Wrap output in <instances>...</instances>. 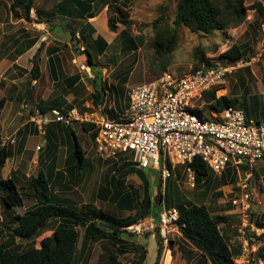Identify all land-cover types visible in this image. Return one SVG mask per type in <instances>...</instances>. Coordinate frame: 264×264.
<instances>
[{"label":"rangeland","instance_id":"374dc122","mask_svg":"<svg viewBox=\"0 0 264 264\" xmlns=\"http://www.w3.org/2000/svg\"><path fill=\"white\" fill-rule=\"evenodd\" d=\"M110 1L85 0L89 9L83 12L72 0H35L38 12L35 10V16L31 15L32 22H27L14 17L11 0H0V100H6L4 107L0 108V134L3 144L13 152L2 173L4 179L15 174L24 198V207L13 209H8L0 200V245L7 244L13 237L15 217L38 205L31 178L37 177L41 171L48 170L49 160L45 159V149L49 136L52 144L57 146V149L53 150L57 157L56 172L64 176L62 180L59 175L57 183L52 185V192L59 200H71L84 214L87 211L102 210L117 218L135 214L134 206L137 211L142 209V179L136 173L123 178L119 173L111 172L109 169L113 164L120 166L124 161L101 158L94 148L92 135L84 132L79 123L73 124L71 129L77 134L86 161L81 183L76 185L78 176L76 177V171L71 173L73 162L70 158L66 130H58L51 124L47 127L45 139L31 120L38 112L56 109L66 113L70 110L68 106L84 112L86 109L83 105L87 102L94 103L101 88L105 95L98 104L103 106L108 115L111 116L115 111L124 112L129 105V89L155 81L161 73L182 74L196 71L204 63L210 66L233 65L222 57L233 45L241 47L243 60L232 74L225 77L227 86L225 85L224 89L231 90L230 96H236L238 108L249 117L252 114H261L262 107L264 110V16L253 9L257 4H261L264 9V0H244V8L247 9L244 21L227 33L218 31L204 35L192 33L186 27L180 26L178 42L170 54L156 53L155 34L175 27L173 21L177 0H131L129 5H126L127 19L122 22L114 12L107 13V10L103 9ZM62 4L71 8L74 15H61L59 9ZM162 8H165L164 26L156 28L155 22L160 17ZM90 12L95 14V18L89 19ZM50 16L54 19L47 23ZM38 17L42 23L38 22ZM109 17L116 19V28L108 27ZM70 24L76 29V39L79 40L77 49L75 43L71 42V35L67 33L70 29L67 25ZM82 30L85 31L84 34ZM99 36L107 45L104 41H99V44L96 42ZM27 38H36L38 42L33 48L26 50ZM127 39L136 43V48L130 49L131 52H124ZM86 48L93 54L94 67L88 63ZM56 49L58 51L54 54ZM202 57L206 62L200 60ZM51 62L57 66L55 78L51 72V66L54 67ZM34 63L39 67V81H36L31 73ZM128 70L131 74L127 79ZM254 103H258L256 108ZM210 110L209 106L206 107V114ZM66 129L70 132L69 127ZM69 136L72 143H75L71 135ZM23 139L25 145L22 148L19 144ZM39 147H42L41 151H38ZM134 168L138 169L135 166ZM246 171L248 172L247 168H242L240 176L233 170L226 176L210 173L208 177L202 178L201 184H197L195 180L194 187L189 182L184 166L174 168L172 177L166 181L161 178V169H153L152 162L144 173L152 184L155 214L169 202L173 208L177 205H205L213 216H230L232 219L229 225L221 226V230L232 248L242 247V256L235 258L234 264H264L256 260V252L264 242L253 237V233L256 236L258 233H264V228L257 229V224L263 222L264 226V161L251 170L253 176L249 181L252 194L249 199L250 209L244 212L243 209L232 208L230 205L231 200L236 199L233 192L245 179ZM117 192L120 193L116 194ZM130 198H133L134 202ZM60 223L65 222H53L32 240L14 237L11 252L21 253L31 247L39 249L41 241L51 236ZM67 224L73 226L80 235L77 264L86 261L89 254V264H101L102 259L106 262L109 259L106 252L118 256L119 261L111 260L112 264L156 262V258L153 260L158 251L159 239L156 236L120 234L119 238L123 240V244L127 243L125 249H129L125 256L119 254V248H123V244L109 245L107 240L91 241L88 244L90 251L86 249L81 253L85 226ZM247 239L253 241L252 246ZM152 240L155 241V245L152 242L154 251L151 247ZM170 242L175 247L179 244L190 255L189 261L184 259V262L180 263L181 251L177 250L175 253ZM162 246L158 264H163L167 251L171 252L172 264H199L198 261L202 259L200 253L184 241L181 232L173 231L168 234V244L163 243Z\"/></svg>","mask_w":264,"mask_h":264},{"label":"trees","instance_id":"16d2710c","mask_svg":"<svg viewBox=\"0 0 264 264\" xmlns=\"http://www.w3.org/2000/svg\"><path fill=\"white\" fill-rule=\"evenodd\" d=\"M11 1V11L13 12L14 17L16 19H23L27 22H32L31 11L33 9L36 10L34 4L35 0ZM72 1L75 6L79 7L83 12H86V10L89 9L85 0ZM130 1L131 0H111L109 3L104 5L103 9L107 8V13L114 12L116 17L120 18V21L122 22L127 19L128 14L126 5H129ZM70 3L72 2L70 1ZM253 9H255L262 17L264 16V9L261 4H257ZM246 10L247 9L244 8V0H177V9L175 12V19L173 21V25L175 27L168 29V31H162L155 34L156 40L154 43V49L157 54L172 53L179 39L178 28L180 26L186 27L192 33H202L204 35H211L218 31L227 33L228 30L239 26L244 21L246 17ZM36 11L38 12V10ZM59 12L63 16H68L69 14L72 15L74 13L71 8H66L64 4L60 6ZM164 12L165 8H162L161 15L155 22L156 28H161V25L164 26ZM94 17L95 14L91 13L89 19ZM37 19L39 23H42V21L39 20V17ZM53 19V16H50L47 23L51 22ZM116 23L117 22L114 17L108 18V27L110 29L116 28ZM67 26L68 29L70 28L67 33L71 35V42L75 43L74 46L75 49H77L78 46L76 44H78L79 40L76 39V29L71 26V24ZM51 28H53V26H51ZM82 32L83 34L85 33L83 30ZM99 41H104V43H106L101 36H99L96 40L98 44ZM127 41L128 42H126L127 45L125 46L124 52L130 51L132 48H136V43L133 40L127 39ZM37 42L38 40L36 38H33L32 40L27 38L26 50L33 48ZM57 51L58 50L56 49L53 53L56 54L55 52ZM85 53L88 56L89 65L94 67L93 54L87 48ZM222 57L228 62L235 64L243 60V51L240 46L233 45L222 55ZM200 60L202 62H206L204 57ZM51 63L54 64V62ZM206 65L210 66L208 63ZM56 67L57 66L55 64L54 67L51 66V72L54 78L57 74ZM31 73L36 81L41 79L37 63H34ZM126 74L128 79L131 71L128 70ZM162 74L163 73H161V75ZM219 90H221V88L207 92L205 95V99L208 102H213L212 105L209 106L212 110L223 111L226 107L232 105L233 107H238V101L236 99L229 98L228 96H221L218 98L216 92ZM104 95L105 92L103 91V88H101L98 95L95 97V105H98ZM5 103L6 100L1 99L0 108H3ZM72 108L73 106H68V109L71 110ZM195 113L202 119H208L202 111L196 110ZM246 115L249 119V115L247 113ZM114 116L115 114H111V117ZM54 127H58L62 131L65 129L68 135L70 158L73 162V165L70 168L73 169L71 170L72 174L73 171L77 172L76 177H79L75 180V184L77 185L81 183L82 180L81 177L83 175L84 163L86 161L85 152L79 143L76 132L72 130L71 127H69L70 132L66 129L68 126L65 127V125L61 123L54 124ZM81 127L86 133H89L93 129L92 125L86 123L82 124ZM21 135L23 136L24 133H21ZM69 135H71L75 143H72ZM92 137L94 138V136ZM19 145L23 148L25 145V139H23ZM55 147V149H57V146ZM48 152L51 157L53 156V164L48 167V170L41 171L37 177L31 178V186L36 193L38 205L32 209L30 208V210L26 211L23 215L15 217L14 224L16 227L13 231V237L7 244L0 245V264H77L80 235L73 226H69L67 223L85 226L83 236L84 245L81 251V253H84L86 249H89L88 244L91 241L107 240L109 245H117L118 243L123 244V240L119 237L122 233L129 234L126 228L140 220L154 218L153 215H156L155 218H158L160 212L158 214L154 213L155 198L151 193V182L148 178H146L147 176H145L144 170L135 169L132 164L125 161L121 163L120 166H118L117 163L113 164L109 170L111 172L119 173V175H121L120 177L123 178L136 173L142 179L144 198L142 201L141 211H137L134 206L133 211L135 214H131L124 218H117L105 213L102 210L87 211V213L84 214L81 213L76 204L71 200H59V198L52 192V185L57 183L59 175L62 180L64 179V176H62L63 174L56 172L55 166L57 164V157L53 149H49ZM12 156V150L3 144L2 136L0 134V200L8 209L24 207V198L21 194L15 174L7 179L3 178V169L5 168L7 161L10 160ZM190 167L194 171L197 184L202 183V178H206L210 175V173H214L205 163L201 161V159H197ZM231 171L232 169H227L222 176L231 174ZM119 193L120 192H117L116 194ZM130 199L134 202L133 198ZM230 205L232 208L234 207L232 203ZM165 208L170 210L173 206H171L168 202L166 203ZM174 208H176L179 212L180 218L177 225L180 227V232L184 241L193 246L201 255L202 259L198 261L199 264H234V259L242 256V247L232 248L227 238L224 236L225 234L221 230V226L229 225L230 220L232 219L230 216H213L208 207L205 205H177ZM56 221H64L65 223H60L51 236L44 238L41 241V247L39 249L31 247L21 253L11 252L10 248L14 244V237L24 240H32L39 234V232L43 231ZM257 228L263 229V222L257 224ZM146 235L147 237L151 236L149 234ZM253 237L257 240L259 239L262 243L264 242V234L256 236V234L253 233ZM247 238L250 239L249 236H247ZM248 241L252 246L253 241ZM126 244L127 243L123 244L124 246L121 245L123 248H119L121 249L119 254L126 255L129 253V249H125V247H127ZM162 244V240L159 239L155 264H158L160 261L163 250ZM170 244L175 253H177V250L181 251V254L179 255L180 263H183L184 259L189 261L190 255L184 251L179 244L176 247L172 242H170ZM89 255H87L88 258H86V261L81 264H88L90 259ZM112 255L113 254H111V257ZM256 260L264 263V243L256 252ZM135 264H139V262H135ZM163 264H172V255L170 251L165 253Z\"/></svg>","mask_w":264,"mask_h":264},{"label":"built area","instance_id":"2783aa9c","mask_svg":"<svg viewBox=\"0 0 264 264\" xmlns=\"http://www.w3.org/2000/svg\"><path fill=\"white\" fill-rule=\"evenodd\" d=\"M31 15L35 16L34 9ZM238 64L241 62L231 66L204 63L196 71L163 73L155 81L129 90L128 108L114 113V117L102 105L89 102L84 112L75 108L67 114L58 110L38 112L31 120L43 137L50 123L92 125L89 134L94 136V148L101 158L122 160L144 171L152 162L154 170L161 169L164 180L172 177L176 166H184L193 187L195 175L190 166L197 159L220 175L232 169L240 176L241 169L247 168L245 179L233 192L236 199L231 200L234 207L247 212L251 207V170L264 161V121L248 119L233 105L223 111L210 108L208 114L205 112L212 105L205 99L206 93L220 88ZM196 110L208 119L200 118ZM179 218L176 208H162L158 218L140 220L126 230L140 236L151 234L168 244V234L180 233Z\"/></svg>","mask_w":264,"mask_h":264},{"label":"crops","instance_id":"0c3cea01","mask_svg":"<svg viewBox=\"0 0 264 264\" xmlns=\"http://www.w3.org/2000/svg\"><path fill=\"white\" fill-rule=\"evenodd\" d=\"M105 9L107 10V8H104V10H105ZM87 12H88V11H87ZM90 13H91V12H90ZM94 18H95V17H94ZM90 19H91V18H90ZM92 19H93V18H92ZM48 60H49V58H48ZM83 68L85 69V67H83ZM85 70H86V69H85ZM89 73H90V72H89ZM224 83H225V82H224ZM127 84H128V83H127ZM127 84H125V86H127ZM225 85L227 86V84L225 83L223 87H220L221 90H219V91L217 92V97L219 98V97H221V96H228L229 98L236 99V96H233V95L230 96V92H231V90H225V89H224V88H225ZM129 90H130V89H129ZM115 102H116V101H115ZM261 102H262V101H261ZM88 103H89V102L85 103L83 106L85 107V105L88 104ZM211 103H213V102H210V104H211ZM115 104H116V103H115ZM254 104H255L254 106H255V108H256V105H258V103H254ZM128 106H129V105H128ZM261 106H262V105H261ZM127 108H128V107H127ZM127 108H126V109H127ZM72 109H73V108H72ZM126 109H125V110H126ZM116 112H118V111H115V113H116ZM121 112H123V111H121ZM121 112H120V113H121ZM249 119H251V120H253V121H256V122H262V121H264V110H263V107H262V113H261V114L258 113V114H256L255 116H253V114H252V116L249 117ZM52 124H55V123H52ZM50 125H51V124H50ZM52 127H54V125H53ZM55 128H57L58 130H60L58 127H55ZM53 136H54V135H53ZM46 138H47V137H46ZM46 138H45V139H46ZM65 138H66V136H65ZM67 138H68V137H67ZM67 138H66V139H67ZM48 141H49V142H48V145H47V147H46V149H45V151H47V152H46V153H47V156H45V159L47 158V160H49V164L47 165V168L53 164V156L51 157L48 151H49V149L56 150V149H55V148H56V147H55V144H54V145L51 144L52 139H51L50 136L48 137ZM68 142H69V141H68ZM176 167H177V166H176ZM176 167H175V168H176ZM56 171H57V169H56ZM237 189H238V188H236L235 191H237ZM154 218H155V216H154ZM257 229H258V228H257ZM258 230H260V229H258ZM130 236H131V235H130ZM152 242H153L154 245H155V241H154V240L151 241V247H152V250L154 251L155 246H154V247L152 246V245H153ZM89 251H90V248H89ZM106 254L108 255L109 259H108L106 262H104V260L101 258V259H102L101 262H100L101 264H112V263H111V260H112V261L115 260V262H116V261H117V262L119 261V260H118V256H115V255L113 256V255H112V257H111V253H108V252H106ZM126 255H127V254H126ZM123 256H125V255H123ZM155 258H156V254L154 255L153 260H154ZM153 260H152V261H153ZM89 261H90V259H89ZM89 261H88V264H89ZM152 261H151V262H152Z\"/></svg>","mask_w":264,"mask_h":264},{"label":"clouds","instance_id":"9594fccd","mask_svg":"<svg viewBox=\"0 0 264 264\" xmlns=\"http://www.w3.org/2000/svg\"><path fill=\"white\" fill-rule=\"evenodd\" d=\"M35 10V9H34ZM74 109V108H73ZM76 109V108H75ZM53 110H56V109H53ZM72 110V109H71ZM50 111H52V110H50ZM49 111V112H50ZM59 111V110H58ZM70 111V110H69ZM68 111V112H69ZM61 112V111H60ZM43 113H46V112H43ZM61 113H63V112H61ZM64 114V113H63ZM65 114H67V112L65 113ZM34 123V122H33ZM50 124H52V123H50ZM50 124H48L47 126H46V136L44 137V138H46L47 137V127L50 125ZM55 124H60V123H55ZM64 125V124H63ZM65 126H67V125H65ZM81 126H82V124H81ZM68 127H71V126H68ZM41 149H42V147H41ZM41 151V150H40ZM234 171V170H233ZM236 172V171H235ZM221 176V175H220ZM170 179V178H169ZM166 181V180H165ZM153 219V218H152ZM129 233V232H128ZM129 235H130V233H129ZM132 235V234H131ZM136 235V234H135ZM149 235H151V234H149ZM141 236H143V235H141ZM163 242V241H162Z\"/></svg>","mask_w":264,"mask_h":264},{"label":"bare ground","instance_id":"6f19581e","mask_svg":"<svg viewBox=\"0 0 264 264\" xmlns=\"http://www.w3.org/2000/svg\"><path fill=\"white\" fill-rule=\"evenodd\" d=\"M77 65V64H76Z\"/></svg>","mask_w":264,"mask_h":264}]
</instances>
